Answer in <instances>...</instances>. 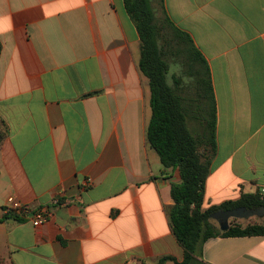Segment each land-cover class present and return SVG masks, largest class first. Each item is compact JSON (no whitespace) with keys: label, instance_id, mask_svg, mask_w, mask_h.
<instances>
[{"label":"crops","instance_id":"0c3cea01","mask_svg":"<svg viewBox=\"0 0 264 264\" xmlns=\"http://www.w3.org/2000/svg\"><path fill=\"white\" fill-rule=\"evenodd\" d=\"M210 70L217 151L204 209L264 189V0H152ZM0 257L4 264L184 260L178 170L147 140L150 82L124 0H0ZM170 57L168 82L196 97ZM91 181L89 185L88 182ZM50 217L7 214L8 197ZM204 264H264V236L203 242ZM164 264H176L168 260Z\"/></svg>","mask_w":264,"mask_h":264},{"label":"trees","instance_id":"16d2710c","mask_svg":"<svg viewBox=\"0 0 264 264\" xmlns=\"http://www.w3.org/2000/svg\"><path fill=\"white\" fill-rule=\"evenodd\" d=\"M124 4L141 39L139 67L150 82L152 116L147 140L164 168L178 170L181 178L171 188L174 206L170 220L184 248V260L177 262L165 257L157 264L168 260L176 264H204L201 247L211 237L264 236V223L244 226L231 222L229 229L222 231L211 218L219 210L264 207V193H244L238 200L204 209L211 159L217 151L216 107L209 67L189 35L177 29L167 17H156L152 0H124ZM1 50L0 42V53ZM171 56L181 60L184 72L193 78L191 89H196V97L180 92L177 86L182 80H175L177 86L169 84ZM196 125L202 129L201 135L194 130ZM6 135L5 122L0 118V146ZM202 146L209 153H201ZM0 264H4L1 257Z\"/></svg>","mask_w":264,"mask_h":264},{"label":"built area","instance_id":"2783aa9c","mask_svg":"<svg viewBox=\"0 0 264 264\" xmlns=\"http://www.w3.org/2000/svg\"><path fill=\"white\" fill-rule=\"evenodd\" d=\"M91 184V181L88 182ZM264 193V189L261 190ZM5 213H14L20 216L30 215L32 217V223L34 226H40L44 224L48 218L50 217L49 208L41 207V208H33L31 205L22 203L15 196H10L7 199V202L2 209Z\"/></svg>","mask_w":264,"mask_h":264},{"label":"water","instance_id":"95a60500","mask_svg":"<svg viewBox=\"0 0 264 264\" xmlns=\"http://www.w3.org/2000/svg\"><path fill=\"white\" fill-rule=\"evenodd\" d=\"M254 216L263 217L264 207L259 208H245L237 207L231 210H219L211 215V218L218 222L222 231H227L230 227L229 220L231 218L236 219H248Z\"/></svg>","mask_w":264,"mask_h":264},{"label":"rangeland","instance_id":"374dc122","mask_svg":"<svg viewBox=\"0 0 264 264\" xmlns=\"http://www.w3.org/2000/svg\"><path fill=\"white\" fill-rule=\"evenodd\" d=\"M194 130L196 131V133H197L198 135H201V133H202V129H201L200 127H198V125H196V126L194 127ZM200 152L206 155L207 153H209V150H208L207 148H205L204 146H202V147L200 148ZM205 209H206V208H205ZM214 221H215V220H214ZM231 222L239 223V224H242V225H244V226L247 225V224H250V223H264V216H263V217L254 216V217H251V218H248V219H236V218H231V219L229 220V223H231ZM215 223H216L217 225H219L217 221H215Z\"/></svg>","mask_w":264,"mask_h":264}]
</instances>
